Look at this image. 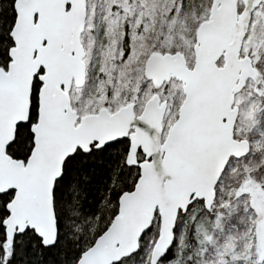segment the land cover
Returning <instances> with one entry per match:
<instances>
[{"label":"snow or ice","instance_id":"obj_1","mask_svg":"<svg viewBox=\"0 0 264 264\" xmlns=\"http://www.w3.org/2000/svg\"><path fill=\"white\" fill-rule=\"evenodd\" d=\"M0 264H264V0H0Z\"/></svg>","mask_w":264,"mask_h":264}]
</instances>
